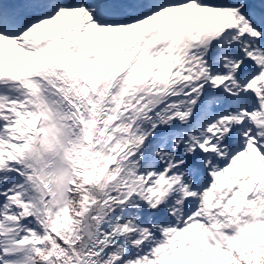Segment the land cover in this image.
I'll list each match as a JSON object with an SVG mask.
<instances>
[{
  "label": "snow or ice",
  "instance_id": "snow-or-ice-1",
  "mask_svg": "<svg viewBox=\"0 0 264 264\" xmlns=\"http://www.w3.org/2000/svg\"><path fill=\"white\" fill-rule=\"evenodd\" d=\"M0 264H264V0H0Z\"/></svg>",
  "mask_w": 264,
  "mask_h": 264
}]
</instances>
